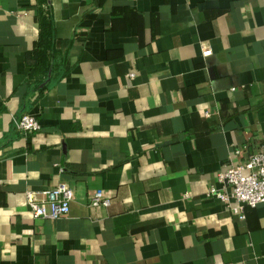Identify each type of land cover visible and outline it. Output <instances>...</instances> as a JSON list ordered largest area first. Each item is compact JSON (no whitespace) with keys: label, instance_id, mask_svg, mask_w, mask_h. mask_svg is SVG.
<instances>
[{"label":"crops","instance_id":"0c3cea01","mask_svg":"<svg viewBox=\"0 0 264 264\" xmlns=\"http://www.w3.org/2000/svg\"><path fill=\"white\" fill-rule=\"evenodd\" d=\"M263 146L264 0H0V264H264V202L210 193Z\"/></svg>","mask_w":264,"mask_h":264},{"label":"built area","instance_id":"2783aa9c","mask_svg":"<svg viewBox=\"0 0 264 264\" xmlns=\"http://www.w3.org/2000/svg\"><path fill=\"white\" fill-rule=\"evenodd\" d=\"M15 122L24 132H35L41 128L38 117L30 112H24ZM240 152V147H233L234 154ZM218 180L222 183L221 187L211 186L210 193L216 194L231 206L233 204L235 212L244 218L242 207L245 204L256 206L264 202V146L242 162L230 160L218 172ZM74 197L75 190L67 181L41 190L26 191L28 206L35 217L59 218L68 214ZM111 201V196L101 188L89 194L91 207L108 206Z\"/></svg>","mask_w":264,"mask_h":264},{"label":"trees","instance_id":"16d2710c","mask_svg":"<svg viewBox=\"0 0 264 264\" xmlns=\"http://www.w3.org/2000/svg\"><path fill=\"white\" fill-rule=\"evenodd\" d=\"M47 17L50 19L51 16L48 15ZM47 17H46V18H47ZM50 24H51V23H50ZM50 26H51V25H50ZM48 31H49V32L51 31V27H50V29H48Z\"/></svg>","mask_w":264,"mask_h":264}]
</instances>
